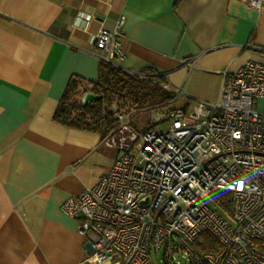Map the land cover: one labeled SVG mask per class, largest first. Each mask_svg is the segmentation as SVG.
Listing matches in <instances>:
<instances>
[{
  "label": "crops",
  "instance_id": "obj_1",
  "mask_svg": "<svg viewBox=\"0 0 264 264\" xmlns=\"http://www.w3.org/2000/svg\"><path fill=\"white\" fill-rule=\"evenodd\" d=\"M104 27L120 30L119 66L164 77L193 111L218 101L225 69L264 61V2L0 0V264H90L83 218L63 204L120 151L56 112L72 78L98 81Z\"/></svg>",
  "mask_w": 264,
  "mask_h": 264
},
{
  "label": "built area",
  "instance_id": "obj_2",
  "mask_svg": "<svg viewBox=\"0 0 264 264\" xmlns=\"http://www.w3.org/2000/svg\"><path fill=\"white\" fill-rule=\"evenodd\" d=\"M119 35L118 28L95 33L103 61L123 59ZM262 98L264 61L250 58L223 71L217 102L200 101L192 113L161 104L153 113L166 128L140 130L134 99H104L102 114L117 121L105 141L119 155L97 184L63 204L83 218L87 262L264 264V110L255 107ZM212 195L224 213L209 203ZM206 233L218 247L202 249Z\"/></svg>",
  "mask_w": 264,
  "mask_h": 264
},
{
  "label": "trees",
  "instance_id": "obj_3",
  "mask_svg": "<svg viewBox=\"0 0 264 264\" xmlns=\"http://www.w3.org/2000/svg\"><path fill=\"white\" fill-rule=\"evenodd\" d=\"M101 74L98 81H87L82 78H72L66 92L57 108L56 117L67 124L90 129H96L107 135L117 126V121L111 115L102 114L104 99L111 101L114 98L125 100L126 97L134 99L136 106L148 102L163 103L175 102L180 98L179 93L167 87L166 79L150 71L145 75L131 73L112 62L102 61ZM154 83V84H153ZM120 85L122 91L114 85ZM92 90L99 93L101 98L94 102L84 104L80 96ZM205 243L202 249L216 248V240L210 233L204 234Z\"/></svg>",
  "mask_w": 264,
  "mask_h": 264
},
{
  "label": "rangeland",
  "instance_id": "obj_4",
  "mask_svg": "<svg viewBox=\"0 0 264 264\" xmlns=\"http://www.w3.org/2000/svg\"><path fill=\"white\" fill-rule=\"evenodd\" d=\"M154 84V83H153ZM116 86L115 88L119 91H122V87L118 84L114 85ZM186 104V99L179 98L177 99L174 103H171L170 106H176V107H183ZM159 104L156 102H148L145 106L143 104H139L135 110V112L132 115V122L133 124L140 130H144L148 126V120H150V117L152 115V112H157V109L159 108ZM193 106L194 104H189L187 106L188 112L192 113L193 112ZM255 107H257L260 110H264V98L258 99L255 102ZM152 123L156 124L158 127L166 128L168 125L167 121H157V120H152ZM210 204L214 205L217 209H219L222 213L225 211L223 210L222 207L216 205L215 201V196L212 195L207 198Z\"/></svg>",
  "mask_w": 264,
  "mask_h": 264
},
{
  "label": "water",
  "instance_id": "obj_5",
  "mask_svg": "<svg viewBox=\"0 0 264 264\" xmlns=\"http://www.w3.org/2000/svg\"><path fill=\"white\" fill-rule=\"evenodd\" d=\"M131 72H134V71H131ZM100 98H101L100 95H98L97 93H94L92 91L86 92L85 97H84V103L95 102V101H98Z\"/></svg>",
  "mask_w": 264,
  "mask_h": 264
}]
</instances>
